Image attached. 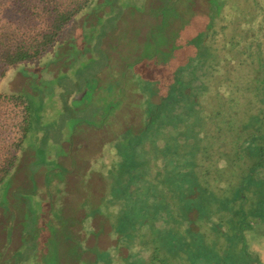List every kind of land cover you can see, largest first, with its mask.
<instances>
[{
    "label": "rangeland",
    "instance_id": "rangeland-1",
    "mask_svg": "<svg viewBox=\"0 0 264 264\" xmlns=\"http://www.w3.org/2000/svg\"><path fill=\"white\" fill-rule=\"evenodd\" d=\"M58 1L64 7L76 0ZM226 1L235 0H103L101 28L84 27L83 38L69 37L67 50L57 46L56 63L49 65L54 76L35 79L36 90L58 83L61 90L42 114L46 137L24 142L0 184V264H264V178L256 176L251 186L245 173L242 189L237 174L220 199L203 194L187 172L191 150L175 140L188 125L167 126L159 117L154 143L123 123L137 103L149 112L154 103L164 105V83L177 69L172 65L196 51L204 59L201 37L191 36ZM43 7L51 9V0H22L17 9L13 0H0V32L31 43L50 20ZM180 68L170 86L181 89ZM15 71L0 64L1 90L20 88L24 80ZM197 84L186 94H196ZM85 90L93 93L86 100ZM110 120L126 127L117 137L102 134ZM102 121L107 127L97 131L94 156L73 164L81 152L63 139L64 123L65 131L77 133ZM13 123L0 98V163L13 151ZM221 203L237 206V216ZM197 211L207 216L200 219ZM205 219L221 221V232H211ZM195 226L200 231L189 238L185 230Z\"/></svg>",
    "mask_w": 264,
    "mask_h": 264
},
{
    "label": "trees",
    "instance_id": "trees-1",
    "mask_svg": "<svg viewBox=\"0 0 264 264\" xmlns=\"http://www.w3.org/2000/svg\"><path fill=\"white\" fill-rule=\"evenodd\" d=\"M102 1L76 0L63 7L58 0H51V9L42 8L50 17L46 29L33 37L31 43L26 44L23 39L11 38L0 32V64L15 68V74L24 80L16 91L0 89V98L9 104L17 131L11 142L13 151L8 149L0 163V184L15 166L17 154L24 142L31 138L37 141L46 135L41 127L45 121L42 114L50 111L54 103L53 97L61 91L59 83L57 87L43 85L40 90H36L39 84L35 79L45 82L54 76V68L51 69L49 65L56 63L54 53L57 51L58 56L57 46L67 50L69 37L76 35V39L80 38L82 34L79 31L84 27L93 25L94 28H101L99 18L106 10ZM21 3L22 0H13L14 8H19ZM220 6L215 8L210 16L206 14L204 26L196 29L191 36L194 39L201 37L197 40L201 46L198 53L201 51L204 59L197 51L195 54L193 51L191 55H194L190 60L172 65L177 68L174 79H171L172 72L168 74V82L164 83H169L168 88L164 89L165 91L161 89L164 91L161 94V98L164 97L165 100L164 105L158 106L154 103L149 112L145 106H138L137 103L136 107L128 110L127 119L123 122L130 125L136 133L141 132L144 142L154 140L159 135L154 132V129H162V123H157L159 117H163L167 126L188 125L182 136L175 138L177 144L186 143L188 150H191L187 172L203 194L218 199L221 194L227 192L228 185L234 182L237 174L241 175L242 189L245 173V178L249 179L247 183L251 186L256 185V176L264 178V0H235L231 4L226 1L223 8ZM198 32L200 34L195 36ZM197 57L201 60L196 65ZM180 67H183L184 76L180 83L181 89L177 85L170 86L172 81L175 82ZM92 77L98 78L96 75ZM200 81V90L197 89L196 94H186L196 85L198 87L197 83ZM1 83L0 79V85ZM90 91L85 90L82 93L85 100L89 94H93ZM39 92L41 102L38 100ZM136 92L135 100L141 101L143 94ZM70 112V116L74 115L72 110ZM109 122L108 127L104 126L107 122L102 121L103 124L100 122L97 128L86 127L77 133L71 128L65 131L64 123L63 139L70 143L71 150L81 152L71 160L73 164L94 156L101 136V132L97 131H103L102 127H107L106 131L102 132L103 135L114 137L122 131L120 128H126L119 127L118 121H113L115 127H112L111 120ZM84 147L86 152L83 151ZM155 161H160V157ZM155 167L158 168L159 163ZM161 173L157 172L156 176L166 175ZM221 204L225 208L222 210H230L234 217L237 216V206L227 207V204ZM187 209H191V206L185 210ZM197 215L200 219L207 216L199 211ZM177 221L180 222L179 225L183 224ZM205 226H209L210 230H213L211 232L220 233L222 229L221 221L210 220ZM196 231H200L196 226L185 230L189 238H192ZM260 251L264 253V248Z\"/></svg>",
    "mask_w": 264,
    "mask_h": 264
}]
</instances>
